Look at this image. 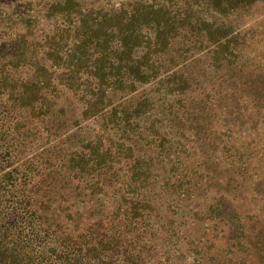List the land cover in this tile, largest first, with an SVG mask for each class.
Returning <instances> with one entry per match:
<instances>
[{
	"label": "trees",
	"instance_id": "obj_1",
	"mask_svg": "<svg viewBox=\"0 0 264 264\" xmlns=\"http://www.w3.org/2000/svg\"><path fill=\"white\" fill-rule=\"evenodd\" d=\"M260 1L0 0V264H264Z\"/></svg>",
	"mask_w": 264,
	"mask_h": 264
},
{
	"label": "rangeland",
	"instance_id": "obj_2",
	"mask_svg": "<svg viewBox=\"0 0 264 264\" xmlns=\"http://www.w3.org/2000/svg\"><path fill=\"white\" fill-rule=\"evenodd\" d=\"M241 24L243 29H250L254 32V38L251 39V41H255V43L252 42L253 44L251 43V45L246 48L247 55H251L254 62L262 63L261 69L259 71L264 73V0L256 3L253 6L252 11L241 21ZM198 67L202 68L201 70L197 71V75L199 77V81L197 82L198 86L202 89H205V93L210 97H214V100L219 102V104L228 103L231 94L230 89L232 76L229 74L226 75L223 72L208 71L203 68L201 62L198 63ZM233 106L239 105L233 104ZM261 107L263 111L264 105ZM199 122L200 121L196 118H193L192 120L184 119V121H180L179 126L177 127V133L185 135L183 136L185 137V140L195 137L197 138L198 143H203L202 140L204 138V131L201 132L202 128ZM191 133H193V135L189 136Z\"/></svg>",
	"mask_w": 264,
	"mask_h": 264
}]
</instances>
